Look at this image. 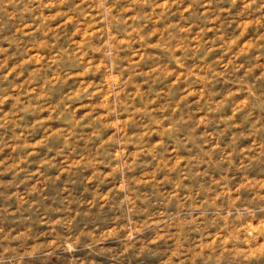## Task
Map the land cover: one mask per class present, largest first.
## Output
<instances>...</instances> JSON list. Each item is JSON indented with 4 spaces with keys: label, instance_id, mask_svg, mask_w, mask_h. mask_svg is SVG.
Instances as JSON below:
<instances>
[{
    "label": "rangeland",
    "instance_id": "obj_1",
    "mask_svg": "<svg viewBox=\"0 0 264 264\" xmlns=\"http://www.w3.org/2000/svg\"><path fill=\"white\" fill-rule=\"evenodd\" d=\"M0 264H264V0H0Z\"/></svg>",
    "mask_w": 264,
    "mask_h": 264
}]
</instances>
